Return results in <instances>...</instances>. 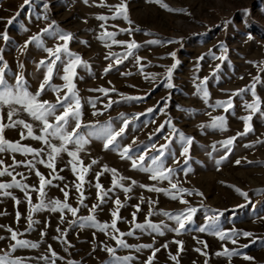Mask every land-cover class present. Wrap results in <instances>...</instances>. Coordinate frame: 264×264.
I'll list each match as a JSON object with an SVG mask.
<instances>
[{
	"label": "rangeland",
	"instance_id": "374dc122",
	"mask_svg": "<svg viewBox=\"0 0 264 264\" xmlns=\"http://www.w3.org/2000/svg\"><path fill=\"white\" fill-rule=\"evenodd\" d=\"M49 8H43L44 0H31L29 6L20 8L23 0H0V31H5L7 21L12 18L13 23L7 25V34L9 40L7 43L0 39V55L7 63L6 76L11 77L13 73L21 71L18 63H22V69L29 89L35 92L39 83L43 79L44 68H37L38 62L46 57L42 49H38L34 44H30L23 52L18 49L23 45L28 36L38 32L40 28L47 23L55 21L56 25L63 32L71 33L73 39L69 41V50L80 56L81 60L86 62L88 68L77 67V75L73 82L76 84L78 95L82 104V120L84 122L107 121L110 117L114 124L119 125L118 117L124 113L130 119L129 126L126 129L123 143H132L133 137L135 144L140 148L148 143L149 133L167 119H171L173 125L185 133L192 136L193 143L189 151L188 164L191 171L185 175L178 170L176 179L180 181V186L191 191L200 192L202 195H185V198L198 208L193 220L186 225L182 234L177 236L173 232H165L164 236L156 237L155 247L167 243L168 248H160L156 253L153 264H174L169 258V253L177 254L178 245L173 241H182L183 250L177 257L179 264H264V242L259 238H264V119L259 117V113L253 115L251 121L252 131L246 136L237 137L233 142L232 151L222 160L219 167L215 161L220 159L225 153V149L220 146V141L234 136L236 132L243 131V121L240 117L248 114L244 108V101L251 102L250 92H246L241 98L239 95L233 97V109L224 113L222 109H212L204 104L203 100L196 95L195 84L199 80L208 77L206 82L210 94L209 103L216 100H226L232 91L243 88L248 85L253 76L257 74L261 77V82L256 84V92L262 102L264 110V71H260L259 65L264 62V0H161L168 8L176 11H168L161 7L160 3L150 2V0H126L127 12L129 18L133 21L132 27H138L140 31L135 32L132 37L127 33H121L120 28L129 27L122 19L99 21L96 19L99 15L111 17V12L106 6H100V0H47ZM120 0H105V5H117ZM247 9V14L245 13ZM48 16V21L38 19V16ZM104 23L108 31L117 33L116 39L129 40L134 39L140 47L135 50L136 55L141 57L140 64L144 65L145 75L154 73L157 76L155 82L145 79V75L140 74V68L136 65L133 56H129L120 65H114L108 73L103 69L110 60L105 57L108 54H119L124 51L123 46L111 45L105 47L104 43L98 39L105 29L100 27ZM116 25V27H113ZM23 26V27H22ZM23 28H27L24 31ZM151 35H145V33ZM251 36V39H249ZM161 40V44H147L149 40ZM46 47H55L57 43H62L54 38L44 36ZM178 41V43H167V41ZM84 41V43H81ZM110 44V42H109ZM223 44L227 49L226 59L221 62L214 57L221 54L220 45ZM211 50V52L209 51ZM175 52L179 61L173 70V84L171 89L165 88L164 81L160 77L164 74L166 68L173 63L170 53ZM203 57V59H199ZM59 64V62H57ZM197 63L199 68L197 69ZM216 64L220 68L215 69ZM90 69V71H89ZM121 73H126L121 75ZM63 75L62 68L59 74L54 75L50 83L54 85H63L59 78ZM155 83V86H154ZM106 88L115 89L109 91L107 96L95 89ZM148 93V95H145ZM62 94V93H61ZM119 94L126 96H142L143 100L139 103L134 101H124ZM165 98L167 107L164 112L157 109L164 107ZM42 98L50 102L55 101V94L48 91ZM114 101L111 107L104 110L108 99ZM96 102V107L101 109V114L92 115L93 108L88 103L89 100ZM159 101V103H157ZM155 107L153 108V106ZM153 108V113H147L146 109ZM186 110H191L186 111ZM140 114V115H138ZM224 115L226 117V130L204 128L201 124H207L212 116ZM23 118L28 119L24 114ZM154 121V123H153ZM4 122L7 123L6 116ZM34 131H38L34 128ZM167 124L152 137L153 143H164V135L167 134ZM5 138L10 141L19 139L18 129H5ZM32 147H40V143L30 138L21 141ZM252 144L249 148L246 145ZM180 144L170 145L166 153L165 163L173 168L177 164H172V153L178 161L183 158L179 156ZM135 154V152L133 153ZM80 158L84 165H90L89 172L85 176L84 195L85 201L89 207L95 201L96 183L95 173L100 171V182L105 189L111 187V174L103 172V167L115 168L121 176L135 179L137 183L152 184L153 181L147 179V174L133 170L130 162L122 160L118 153L105 150L102 142L93 140L85 150L81 152ZM19 153L15 154L16 160H22ZM30 158V157H29ZM5 164H11L12 157L7 154H0ZM70 157L62 153L56 160L57 174L64 177L63 181H53V184L63 186L68 184L70 193L69 203L77 206L79 193L75 191L72 182L75 176L71 171V165L68 164ZM96 160V164H91ZM240 160L239 164L235 161ZM38 170L47 177L49 169L43 165H37ZM16 172L22 173L26 177L24 182L38 187V178L35 173H30L23 166L16 168ZM15 174V173H14ZM21 177L17 175V179ZM10 177H0V182H7ZM89 183L93 185L89 186ZM125 185L130 180L124 181ZM161 187H166L167 182H161ZM248 194L245 200L236 189ZM10 191L21 200L16 205L10 197H0V236L9 237L6 227L22 233L19 238L27 239L39 243L37 249H17L15 255L26 258L27 264H43L39 260L40 255L48 253L46 249L49 245L63 259H58L56 264H68V261H74L75 264H105L109 259L106 251L101 250L100 242L103 241L115 247V242L92 228H72L69 227L66 239L68 245L62 244L60 240L53 239V236L59 235L56 228L59 225L61 229L68 227L67 223L60 224L58 213H49L42 211L34 214V219L39 221L32 229L25 232L27 221V205L23 198V193L18 189ZM47 198L63 200V194L58 187L48 186ZM112 199L119 196L124 203L120 209L119 215L124 219L118 221V228L121 231H127L130 227L128 221L131 220V213L135 211L132 205L139 202L141 196L144 200H155L156 208L167 211H174L184 207L179 201H172L163 193L157 194L134 186L129 193V199L125 201L124 194L120 189H115L109 194ZM33 203L36 202V193H32ZM203 204L204 207H200ZM239 205V207H237ZM114 205L109 200L98 210L95 215L100 222H110V209ZM147 203L141 204V211L137 213V222H142L147 212ZM207 209H217L222 211L219 225L224 230L238 229L241 231H250L257 239L250 242L251 238L239 237L236 245L230 241H221L209 232H200L198 229L204 226V216ZM21 212L19 222L15 219L16 211ZM87 208H80L78 215H87ZM65 221L71 219L70 214H65ZM153 222L158 223L164 219L170 226L171 221H167L162 216L150 217ZM47 221L48 227H44ZM43 229L46 233L43 240L39 235ZM136 235L140 238L126 237V242L133 243H151L152 236L155 234L141 235L138 230ZM95 232V240L93 233ZM203 241L207 244V249L203 248ZM12 243L10 239L0 240V249H5L7 244ZM96 245L95 250L93 248ZM247 247H240L241 245ZM223 247L229 249L236 247L240 253L252 257V260H245L241 255H234L229 260L228 257L218 256L217 252L223 250ZM68 250L65 251L64 249ZM200 248L207 252V255H201L195 249ZM117 255H133L137 257L134 264H142L150 254V250H143L139 253L132 250L117 249Z\"/></svg>",
	"mask_w": 264,
	"mask_h": 264
},
{
	"label": "snow or ice",
	"instance_id": "6c2138e0",
	"mask_svg": "<svg viewBox=\"0 0 264 264\" xmlns=\"http://www.w3.org/2000/svg\"><path fill=\"white\" fill-rule=\"evenodd\" d=\"M150 2L160 3L161 7L166 8L168 11H176L175 9L168 8V6L163 4L161 0H150ZM84 3L87 4L88 0H84ZM30 4L31 0H23L20 8H24ZM100 6L108 7L112 14L111 17L99 15L96 17L97 20L107 21L109 19H122L129 27L120 28L119 31L121 33H127L129 37H132L135 32L140 31L138 27H132L133 21L128 15L126 0H120L119 4L111 6L105 5V0H100ZM43 8L45 10L49 8L47 0H44ZM245 13L247 14V9H245ZM37 18L48 21V16L46 14L38 16ZM12 23L13 19L10 18L5 26V31H0V39L5 41V43L9 40L7 25ZM100 27L105 29V31L100 34L98 39L104 43L105 47L120 45L124 48L122 53L114 54L110 52L108 56L105 57V59L110 60V62L103 69V71L108 73L114 65H120L124 60L128 59L129 56H133L136 65L140 68V74L145 75L143 72L144 65L140 64L141 57L135 53V50H137L140 45L137 44L134 39H116L117 33L115 31H108L104 23H101ZM113 27H116V25H113ZM23 30L27 31L28 29L23 28ZM145 35H151V33L146 32ZM44 36L54 38L62 43H57L55 47H46ZM72 39V34L61 31L56 25V22L53 20L47 23L45 27L40 28L38 32L28 36L23 45L19 47L18 50L23 52L30 44H34L38 49H42L43 52L47 54L46 57L41 59L37 64V68L43 67L44 72L43 79L39 83L35 92H32L29 89L28 83L22 71L24 65L22 63H18V68L21 69V71H17L13 73L11 77H7L6 69L8 66L4 61L3 56L0 55V154H7L12 157L11 164L7 165L3 159H0V177H10L9 181L0 182V197H10L16 205H19L21 200L18 199L10 190L18 189L21 193H23V198L27 205V215L25 217L27 227L24 229L25 232H28L35 224L39 223V221L33 218L35 213H40L42 211L58 213L60 224L67 223L68 225V227L63 229H61L58 225L56 232L59 235L53 236V239L60 240L62 244L71 247L69 241L66 239L69 227L79 229L92 228L100 233H103L106 237L115 242V247L103 241L100 242L101 250L106 251L109 257V259L105 261V264H134L137 257L133 255H117L116 250L118 248L124 250L130 249L137 253L143 250H150V254L147 256L146 260L142 262V264H153L156 253L160 251V248L165 250L168 248L167 243L160 244L159 247H155L156 237L164 236L166 231L173 232L177 236L181 235L186 225L193 220V217L198 211V208L193 206L185 198V195L191 196L195 194L200 196L202 193L198 191L194 193L193 191L180 186V181L175 178L178 170L182 171L185 175L191 171L188 161L190 147L194 138L192 136L185 135L182 131H179L173 125L171 119H167L165 123L167 124L168 131L167 134L164 135V143L152 142V137L155 136L156 133L161 132V129L165 127V123H161L153 129L151 133H149L148 143L144 144L141 142L143 147L140 148V146H137L134 149V137L132 143H123V141L130 119L135 120L136 117L130 118L124 113H121L118 117V120L120 121L119 125L114 124L111 117L104 122H100L99 120L84 122L82 120L83 113L81 99L78 95L76 84L73 82V79L77 75L76 70L78 66L87 69L88 65L86 62L81 60L79 55L69 50V41ZM249 39H251V36H249ZM174 42L178 43V41H167V43ZM81 43H84V41H81ZM145 43L161 44L164 43V41L153 39L146 41ZM220 49L221 54L214 58L223 62L226 59L225 54L227 49L223 44L220 45ZM209 51L211 52V50ZM169 55L172 57L173 63L166 68L160 79L164 81L163 86L165 88L171 89L174 87L172 79L173 70L176 68L179 61L176 58L175 52H172ZM199 59H203V57H199L198 60ZM57 62H59V64ZM196 67L197 69L199 68V63H197ZM54 68L56 74H59L60 69L62 68L63 75L59 78L64 82L63 85H54L50 83L54 75ZM219 68L220 64H216L213 72ZM259 69L260 71H264V62H261ZM125 74L126 73H121V75ZM149 77L153 82L157 79V76L154 73H148L145 75L146 80L149 79ZM207 80L208 77L206 76L200 79L199 83L195 84L196 95L203 100L205 105L214 110L222 109L224 113H228L229 110L233 109V97L239 95L242 98L246 92H250L252 97L251 102L244 101V108L248 111V114L240 117L243 121V131H238L234 136L220 141V146L225 149V153L220 157V159L215 161L216 166L219 167L222 160L225 159L227 154L232 151V145L236 138L246 136L252 131L251 121L253 119V115L259 113V117L264 119V110H262L261 107L262 102L256 92V84L261 82V77L259 74L253 76L248 85L232 91L226 100H216L214 103H209L210 94L206 86ZM48 91L55 94L54 102H50L48 99L42 98ZM95 91H99L107 96L109 91H115V89L99 88L95 89ZM119 95L124 101H134L137 103L141 102L144 98L142 96ZM145 95H148V93H145ZM162 99L165 100V104L164 107L157 109L159 112H164V108L167 107L166 99L163 97ZM88 103L93 108V116L101 114L102 110L96 107V102L94 100L90 99ZM113 103L114 101L109 98L108 103L104 106V110L111 107ZM157 103H159V101ZM154 107L155 105L153 108ZM153 108L146 109V112L150 114L153 113ZM186 111L190 112L191 110ZM24 114H26L27 118H30L31 122H28V119L23 118ZM5 116L7 123L4 122ZM200 127L201 129L209 128L223 132L226 130V117L224 115L212 116L206 125L201 124ZM34 128L38 131H34ZM5 129H18L19 139L16 141L6 139L4 135ZM28 138L39 142L40 147H32L21 143V141ZM93 140L101 141L105 150L118 153L122 160L130 162V167L133 170L147 174V179L153 181L154 183L138 184L135 179L121 176L115 168H108L105 165L103 167V172L111 174V187L107 189L104 188L99 179L102 173L97 171L95 173L96 183L94 184L96 202L92 203L91 207H89L86 203H84V185L86 183L85 176L89 172L90 165H84L79 154L83 152L86 146ZM258 142L264 143V141ZM174 143L180 144L179 156L183 158L182 161H178L176 155L174 153L171 154V163L177 164V168H173L165 163L166 153L168 152L170 145ZM246 147L251 148L253 145L249 144L246 145ZM134 152L135 154H133ZM17 153L24 158L22 160H16L15 154ZM62 153H66L67 156L70 157L68 164L71 165V171L75 176V180L72 184L75 191L79 193L76 207H73L68 202L70 196L68 191L69 185L63 184L61 187L58 184H53L54 180H64V177L57 174L56 168V160ZM96 163V160L91 161V164L93 165ZM235 163L239 164L240 160H236ZM37 165H43L45 168L50 170L47 177L38 170ZM20 166L28 169L30 173H35V176L38 178V187L24 182L26 177L23 176L22 173L16 172V168ZM17 175L21 178L17 179ZM125 180H130V183L125 185ZM164 181L167 182L166 187L158 186ZM48 186L58 187L59 191L63 194V200L47 198L46 189ZM89 186L92 187L93 185L89 183ZM134 186H138L141 189H145L149 192H155L157 194L163 193L165 196L169 197L170 200L179 201V204L184 207L174 211L157 209V202L155 200L148 199L145 201L144 197L141 196L139 198V202L132 205L135 211L131 213V220L128 221L130 227L127 231H121L117 224L118 221L124 219L119 215L120 209L124 207V203L121 201L119 196L112 199L109 194L115 189H120L124 194L125 201H127L129 199V193L133 190ZM236 191L245 200L248 199V194L246 192H242L238 188ZM33 192L36 193L35 203H33ZM109 200L114 205V207L110 209V222H100L95 213L98 210H102V206L108 203ZM144 203H147L148 205L147 212L144 215L143 221L137 222V213L141 211V204ZM200 207H204V205L201 204ZM237 207H239V205ZM80 208H87V215H78ZM66 213L71 216V219H68L67 221H65L64 218ZM222 214L221 210L207 209L204 216V226L200 227L198 231L202 233L207 231L219 240H228L233 245L237 244L238 238L241 236L244 238H251L250 242H254V240L257 239L250 231H241L235 228L230 230L222 229L219 225V220ZM157 215L166 218L167 221H171L172 225L170 226L164 219L159 220L158 223L149 219L150 217ZM15 219L17 222L21 219V212L18 210L15 213ZM44 227H48L47 221L44 222ZM134 230H138L141 235L155 234L152 236V242L133 244L127 243L125 239L126 237H135L137 240L140 238L136 235V231ZM6 231L10 234V236H0V240L10 239L12 243L7 244L6 250L0 249V264H27L26 258L15 255L14 253L17 249H37L39 247V243L19 238L22 233L13 230L11 227H6ZM39 235L41 240H43L46 233L43 229H41ZM93 239L95 240V232L93 233ZM259 239L261 242H264V238ZM173 242L178 245L177 254L172 255L169 253V258L174 262V264H179L177 257L179 252L183 250L182 241L175 240ZM198 242L203 244L204 249H207L208 246L206 243L203 241ZM95 247L96 245L94 244V250ZM240 247H247V245H241ZM64 250L67 251L68 249L65 248ZM195 250L200 252L201 255H207V252L200 248ZM46 252L48 253L47 255L42 254L39 257V260L42 261L43 264H56L58 259H63L51 247V245L47 247ZM216 255L228 257L229 260L234 255H241L245 260L253 259L250 256L240 253L236 247L231 249L223 247V250L217 252ZM68 264H75V262L69 260ZM205 264H208L207 260H205Z\"/></svg>",
	"mask_w": 264,
	"mask_h": 264
}]
</instances>
